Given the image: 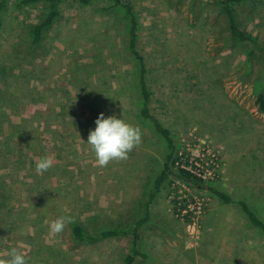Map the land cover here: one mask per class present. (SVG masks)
<instances>
[{
  "label": "rangeland",
  "instance_id": "374dc122",
  "mask_svg": "<svg viewBox=\"0 0 264 264\" xmlns=\"http://www.w3.org/2000/svg\"><path fill=\"white\" fill-rule=\"evenodd\" d=\"M112 0L59 5L38 45L31 29L45 4L0 17V264L16 248L28 264H124L132 236L89 244L73 227L96 234L125 230L144 217L143 202L163 169L167 143L140 117L138 66L128 50L129 24ZM140 21L150 110L174 138L176 158L197 162V187L172 177L141 230L146 259L135 264H264V233L237 203L264 221V62L230 37L216 0H129ZM242 28L264 45V5L236 8ZM103 112L141 130L126 159L100 166L88 145ZM53 166L37 173L42 157ZM200 207L186 217L175 200ZM196 212V214H195ZM74 222L61 233L50 225Z\"/></svg>",
  "mask_w": 264,
  "mask_h": 264
},
{
  "label": "trees",
  "instance_id": "16d2710c",
  "mask_svg": "<svg viewBox=\"0 0 264 264\" xmlns=\"http://www.w3.org/2000/svg\"><path fill=\"white\" fill-rule=\"evenodd\" d=\"M65 0H0V17L7 11L9 5L13 3L16 9L22 8H32L37 5L45 4L48 8V13L35 24L31 29L32 45H38L42 42L45 37L46 32L53 26L57 17L59 16V5ZM83 6H88L93 4L98 0H74ZM221 6V11L226 18L227 25L230 32V37L234 42H237L249 49V55L251 57H257L264 62V45L260 44L258 39L247 31H245L241 23L239 22L237 16V7L244 6L250 3L256 4L260 2L264 5V0H216ZM121 8L124 12V16L128 21L129 29L127 31V44L129 52L134 56L137 61L138 66V77L137 84L141 95V109L140 117L152 124L155 131L164 138L167 143L168 153L166 156V161L163 165V169L160 174L155 179L153 188L148 196V198L143 202V212L144 217L138 220L132 227L125 230H103L96 234H90L85 231L80 226L73 227L74 237L81 241L89 244H94L98 242L105 241L107 239L121 237V236H132V241L130 245V254L126 256L124 264H135L137 258L146 259L147 254L143 253L139 248V243L141 240V230L144 225L150 220V206L158 192L160 191L162 185L165 182L171 184V178L174 177L185 183L195 185L197 187H204L205 180L194 175L190 171H187L181 167H178L176 163L178 159L176 158V144L171 132L165 128L161 122L151 113L150 102H151V91L148 84V68L146 60L143 55L138 50V40H139V29L140 21L138 15L135 12L134 6L129 0H112L110 6L106 11L112 9ZM258 103L260 104V111L264 112V96L260 95L258 97ZM211 192L216 195L223 203L232 204L237 203L244 213L246 214L250 224L261 230L264 233V221L250 208L248 203L244 200L234 201L229 195L221 192L215 188H210ZM185 202V201H184ZM183 200H175V212L179 215L184 208L181 210L178 208L179 203H184Z\"/></svg>",
  "mask_w": 264,
  "mask_h": 264
},
{
  "label": "clouds",
  "instance_id": "9594fccd",
  "mask_svg": "<svg viewBox=\"0 0 264 264\" xmlns=\"http://www.w3.org/2000/svg\"><path fill=\"white\" fill-rule=\"evenodd\" d=\"M88 145L95 153L100 166L111 160L126 159L129 152L141 143V130L116 115L105 116L101 112L95 120L94 130L89 131ZM53 166L51 157H42L36 164L37 173L46 172ZM74 222L71 216H61L50 225L55 233H61L67 225ZM3 264H28L27 258L16 248L9 250V258Z\"/></svg>",
  "mask_w": 264,
  "mask_h": 264
},
{
  "label": "built area",
  "instance_id": "2783aa9c",
  "mask_svg": "<svg viewBox=\"0 0 264 264\" xmlns=\"http://www.w3.org/2000/svg\"><path fill=\"white\" fill-rule=\"evenodd\" d=\"M178 167H181L187 171H190L194 175L198 176L199 178L206 180V176L203 174V170H201L198 166L199 164L197 162H183L182 160H178L176 163ZM183 205L181 203L178 204V208L181 210ZM184 209L180 211L181 213L178 215L179 217H186V215L192 214L194 211H197L200 207L198 206V203L194 202L193 204H190L188 207L184 206ZM196 214V212H195Z\"/></svg>",
  "mask_w": 264,
  "mask_h": 264
}]
</instances>
